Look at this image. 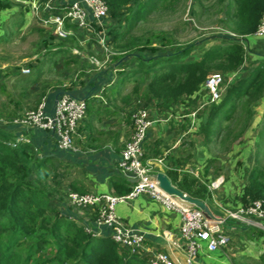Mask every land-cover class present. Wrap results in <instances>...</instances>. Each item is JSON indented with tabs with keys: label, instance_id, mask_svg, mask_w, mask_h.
<instances>
[{
	"label": "trees",
	"instance_id": "16d2710c",
	"mask_svg": "<svg viewBox=\"0 0 264 264\" xmlns=\"http://www.w3.org/2000/svg\"><path fill=\"white\" fill-rule=\"evenodd\" d=\"M103 1L108 9L107 21L114 23L112 28L107 29V44L110 49L113 47L117 50L137 46L134 38H131V29L164 0H157L155 5H151L152 1H146L142 8L135 11H132L131 5L136 0ZM227 3L223 26L226 25L224 29L229 37L222 38L219 44L200 49L202 52L195 59H187L197 51L194 46L159 57L156 56L158 51L155 48H146L144 45L138 52L130 54L127 59L133 58V71L141 78L140 81L136 80L131 93L125 97V104L130 101L142 102L144 108H147L150 102H155L166 110L185 104L184 112H187L186 109L196 106V95L204 92V83L209 74L220 72L228 78L236 74L244 65L247 55L242 42L256 30L264 14V0H229ZM12 5L9 1L0 3V10ZM55 8L57 9L46 11V16L61 13L58 10L61 9L60 6ZM66 26L74 30L73 37H69L72 40L77 39L82 30L69 24ZM68 38L57 39L64 41ZM125 40L128 41L125 43ZM95 43L98 42L95 40ZM43 47L45 51L49 49L45 42ZM97 47L99 48L98 44ZM58 49L59 52L54 55L59 54L60 57L59 60H54L55 68L64 69L66 61L79 63V56L73 54L71 48L60 46ZM118 59L114 57L112 61ZM101 73L109 74L112 84L119 85L120 89L129 81V75H126L129 72L126 71L119 74L117 71L115 75L112 71L108 74L105 71ZM68 74V70H65L62 77H68ZM38 80L39 77L30 81L31 91L38 90ZM47 88L48 84L41 88L39 98L45 97ZM143 88L145 91H142ZM118 92L119 88L116 89L117 94ZM22 94L24 96L26 92ZM103 94L102 91L101 96ZM95 96L84 100L86 113L82 121H91L87 109L88 101L106 105L104 95L102 101ZM263 97L264 60L254 62V69L247 77L237 84H229L222 100L215 105H209L205 121L197 123L196 135L205 145L210 144L218 126L233 119L237 106L244 103L251 118L253 107L260 105ZM14 105L17 106L16 103ZM21 112L23 111L19 115ZM98 122L103 123V119L98 118ZM10 127L14 129L16 125L5 127L0 123V264H147L137 254L121 249L111 237L90 233L82 224L62 214L57 206L60 203L57 195L62 196L58 189L62 162L54 155H41L34 143L21 139L10 131ZM164 174L186 196L203 202L212 199L204 181L200 182L196 177L173 168L165 169ZM111 184L120 196L131 190L124 179L113 180ZM253 201H261L264 205V165L257 157L246 174L240 196L242 206ZM26 242L27 246L24 248Z\"/></svg>",
	"mask_w": 264,
	"mask_h": 264
},
{
	"label": "rangeland",
	"instance_id": "374dc122",
	"mask_svg": "<svg viewBox=\"0 0 264 264\" xmlns=\"http://www.w3.org/2000/svg\"><path fill=\"white\" fill-rule=\"evenodd\" d=\"M8 1L12 3L15 0H0V3L4 4ZM26 1L28 0H16L11 7L0 10L4 20L0 21V123H3L5 127L14 125L13 120L23 114L19 115L20 111L26 112L35 109L42 102L45 97L39 98V93L46 84L51 91L63 84L85 78L87 75L96 76L101 71L108 74L116 69L118 74L123 71L129 72L126 74L129 75V78L127 77L129 81L124 85V93L129 94L135 86L136 80L140 81L141 77L133 71L135 64L133 58L127 59V57L142 46L155 48L158 51L156 56L159 57L194 46L197 51L187 59H195L198 54H201L200 49L219 44L222 38L229 37L228 32L224 29L226 25L223 26L224 21L219 19L221 12L226 10L229 0H202L199 2L195 0H164L159 2L143 21L135 24L131 29V38H134L137 46L117 50L112 47L109 48V54L106 55L98 50L88 49V47L92 48L97 44L87 31H80L79 37L74 40L70 37L64 41L56 38L53 26L49 23L45 24L49 16H46L44 6L46 3L52 5L59 0H41L37 3V10L25 4ZM146 1H152L151 5L157 3V0H136L131 5L132 11L142 8ZM68 29L73 30L72 27ZM73 35L74 33L71 36L73 37ZM43 42L49 47L46 51ZM60 46L77 50V54H73L79 56V63L66 61L64 69L55 68L54 60H59L60 55L54 54L59 52ZM63 57L66 58L64 55ZM90 57L96 58L100 62V66L91 65L88 61ZM114 57L119 58L118 61H112ZM121 62H125V64L120 65ZM65 70L69 72L68 77H62ZM23 71L28 72L22 73ZM217 73L223 77L224 83L227 84L229 78L220 72ZM38 77V90L33 92L29 83ZM22 91L26 92V95L23 96ZM47 92L45 90V96ZM207 100V92L201 93L196 106L188 107L189 109L186 111L198 109ZM208 107L209 105H205L198 111L202 122L207 117ZM140 109L146 108L140 106ZM259 110L263 111V114L256 111L254 118L253 116L250 118L248 107L244 103L237 106L233 119L218 126L208 145L202 143V139L194 135L196 143L189 150L192 155L187 158V160L189 159L188 169H191L193 176L204 181L207 185L220 180L219 191L228 186L230 189L234 186V190H238L237 187H241V184L245 183L246 174L253 167L256 157L264 165V109ZM184 111L185 109H180V113L184 114ZM10 116L13 117L8 120ZM185 149L187 150V147ZM49 183L48 181L47 186ZM216 191L218 192V189H215ZM237 195L236 192L235 198H238ZM57 198L63 204L64 198L60 197V194L57 195ZM118 204L120 203H117L116 206ZM26 244L27 242L24 244V248H26ZM239 245L230 248L231 253L235 255V262L238 264H264V260L254 259V240L246 242V246L242 244V248ZM261 245L257 257L260 256L264 259L261 254ZM235 248L240 249L233 251ZM237 258L241 261H237ZM197 261L201 264H230L219 250L213 253L208 252L206 243H201V248L197 252Z\"/></svg>",
	"mask_w": 264,
	"mask_h": 264
},
{
	"label": "crops",
	"instance_id": "0c3cea01",
	"mask_svg": "<svg viewBox=\"0 0 264 264\" xmlns=\"http://www.w3.org/2000/svg\"><path fill=\"white\" fill-rule=\"evenodd\" d=\"M31 1L28 0L24 3L29 6ZM66 1L59 0L52 5L60 6ZM219 19L225 20L224 11L221 12ZM107 20L109 19L107 18ZM107 20L106 26L109 29V27H113L114 23ZM0 21H4L1 13ZM93 40L95 42L94 38ZM242 43L247 50L246 60L236 74L229 76V84H237L254 69V62L264 60V38L250 35L244 38ZM88 49L100 52L97 46L88 47ZM101 72L96 76L90 74L85 78L74 80L72 83L63 84L66 85V91L76 99L87 100V98H93L103 91L106 100L105 106L97 101L94 103L88 101L87 109L91 121L87 119L81 122L79 131L74 138V150H60L52 132L36 127L16 126L14 129L10 127V131L20 136L21 139L34 143L41 155H54L62 162L63 166L60 168L62 175L58 189L64 200L63 204L58 205L59 211L82 224L85 229L92 230L93 234L110 237L111 233L108 229L97 228L94 224L97 208H74L67 200L69 193L92 195L107 193L112 196H120L111 184L113 180L123 181L124 179L130 187L132 185L131 181L120 174L118 163L121 161L125 143L131 135V116L143 104L132 101L125 104L124 99L127 93H124V88L120 89L119 85H113L112 77L109 74L102 75ZM62 86L51 91L50 88L47 89L48 92L45 96V111L47 113L51 111L56 98L62 91ZM118 88L120 92L117 94L116 89ZM142 91L145 89L143 88ZM200 95L201 93L196 95L197 100ZM184 107L185 104H181L166 110L160 108L155 102H150L146 108L150 117L157 120L148 130L142 146V164L150 169L152 175L164 174L165 169L173 168L180 173L193 176L191 169H188L189 159L187 160V158L192 155L189 150L196 143V139L193 137H197V126L190 127L187 123L182 122L179 116L182 114L180 109H184ZM259 109H264V97L260 105L252 109L253 118L256 111L263 114V111ZM98 118H102L103 123H99ZM199 121H201L200 116L197 122ZM200 182L203 181L200 180ZM124 186L127 185L124 184ZM243 187L244 183L241 184V187H237L238 190H234V186L231 189L228 186L220 191L218 188V192L211 195L212 199L204 202L211 217H222L224 210L240 206ZM236 192L238 198H235ZM115 212L126 228L143 237V244L137 253L140 259L148 263L155 254L164 253L174 264H186V247L179 233L178 213L166 210L159 202L146 194L118 204L115 207ZM258 222L264 227V220ZM226 232L230 236V244L219 251L230 264H238L235 262V255L231 253L230 248L237 247L239 244V247L242 248V244L246 246V242L250 240H254V259L263 260L260 256L257 257V254L260 253V245L264 242L263 231L234 225L227 227ZM237 249L235 248L233 251ZM238 260L241 261L237 258ZM195 262L201 264L197 261V257Z\"/></svg>",
	"mask_w": 264,
	"mask_h": 264
},
{
	"label": "built area",
	"instance_id": "2783aa9c",
	"mask_svg": "<svg viewBox=\"0 0 264 264\" xmlns=\"http://www.w3.org/2000/svg\"><path fill=\"white\" fill-rule=\"evenodd\" d=\"M37 1L39 0L31 2V7L34 10L38 9ZM60 7L61 9L58 8V10H61V13L50 15L45 21V24L49 23L53 26V33L57 38L66 39L73 34L66 26L69 24L79 30L89 32L98 42L102 53L109 54L106 26L108 9L103 0H67ZM56 9L50 3H46L44 6V11L50 12ZM252 35L264 38V14ZM73 53L77 54V50H74ZM88 61L91 65L100 66V62L94 57H90ZM26 72L28 71L22 73ZM112 72L115 75L117 70L113 69ZM228 83L225 84L223 77L218 73L209 74L204 83L208 94L207 102L196 110L182 113L179 116L182 122L187 123L190 127L197 126L198 111L205 105L219 103L225 94ZM101 93L102 91L95 97L102 101ZM45 105L46 99L43 98L35 109L23 112L21 116L13 120V124L22 127L32 126L52 132L60 150H74V138L86 113L85 101L74 98L66 91V85H63L62 91L49 113L45 111ZM131 122V135L125 143L121 161L118 163L120 174L132 182L130 192L124 196H112L107 193L95 195L69 193L67 195L68 202L74 208H97L95 226L108 229L111 239L121 249L136 255L143 244V237L126 228L116 215V204L143 194L159 202L166 210L178 213L179 233L186 247V264H196L195 259L201 248V243H206L208 252L226 248L230 244V236L226 232L227 227L237 225L264 232V227L258 222L264 220V205L261 201H253L247 206L240 205L224 210L223 216L216 218L207 217L200 209L162 191L157 181L153 179L150 169L142 164L144 140L148 130L157 120L151 118L147 110L138 109L132 114ZM220 184V180L209 183L207 189L210 194H213ZM86 230L92 233V230L88 228ZM261 254L264 257V242L261 245ZM147 264H174V262L166 254L157 253Z\"/></svg>",
	"mask_w": 264,
	"mask_h": 264
},
{
	"label": "water",
	"instance_id": "95a60500",
	"mask_svg": "<svg viewBox=\"0 0 264 264\" xmlns=\"http://www.w3.org/2000/svg\"><path fill=\"white\" fill-rule=\"evenodd\" d=\"M152 177L157 181L159 188L162 191H164L166 194L178 197L184 202L200 209L207 217H211V213L203 201L192 199L186 196L185 194H183L181 191H179L177 188H175L172 185L171 181L167 178L166 175L162 173H158V174H154Z\"/></svg>",
	"mask_w": 264,
	"mask_h": 264
}]
</instances>
